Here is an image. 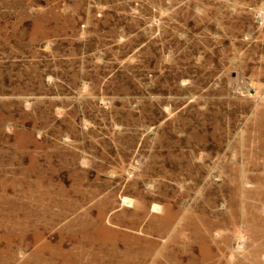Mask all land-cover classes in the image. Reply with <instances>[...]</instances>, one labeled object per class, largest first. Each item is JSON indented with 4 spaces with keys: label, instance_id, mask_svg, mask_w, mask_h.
Here are the masks:
<instances>
[{
    "label": "rangeland",
    "instance_id": "1",
    "mask_svg": "<svg viewBox=\"0 0 264 264\" xmlns=\"http://www.w3.org/2000/svg\"><path fill=\"white\" fill-rule=\"evenodd\" d=\"M0 264H264V0H0Z\"/></svg>",
    "mask_w": 264,
    "mask_h": 264
}]
</instances>
